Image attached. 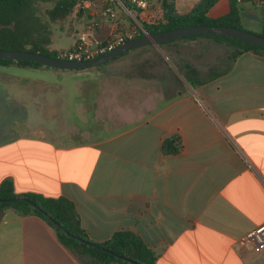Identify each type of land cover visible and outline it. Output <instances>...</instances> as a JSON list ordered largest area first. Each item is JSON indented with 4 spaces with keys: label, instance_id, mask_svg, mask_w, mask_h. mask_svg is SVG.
<instances>
[{
    "label": "crops",
    "instance_id": "0c3cea01",
    "mask_svg": "<svg viewBox=\"0 0 264 264\" xmlns=\"http://www.w3.org/2000/svg\"><path fill=\"white\" fill-rule=\"evenodd\" d=\"M169 1L187 14L202 0ZM242 4L264 18V0ZM229 10L230 0H219L209 15ZM72 38L65 47L47 45L67 48ZM179 41L167 46L176 64L161 48L137 58L145 65L125 60L112 69L106 98L75 101L71 119L69 99L48 95V83L22 84L25 98L0 85V184L10 179L18 193L70 198L91 239L133 230L158 264H264V252L242 243L264 223V56L233 59L228 45L205 36ZM174 134L182 150L166 155L162 143ZM84 261L47 220L0 211V264Z\"/></svg>",
    "mask_w": 264,
    "mask_h": 264
},
{
    "label": "trees",
    "instance_id": "16d2710c",
    "mask_svg": "<svg viewBox=\"0 0 264 264\" xmlns=\"http://www.w3.org/2000/svg\"><path fill=\"white\" fill-rule=\"evenodd\" d=\"M36 1L39 0H0V49L28 50L57 57L58 50L50 49L47 42L38 40L30 32L32 23L29 21L31 16L28 8ZM218 1L202 0L191 12L178 14L174 4L164 0L163 16L159 22L146 23L148 33L202 24L242 28L241 4L251 0H230V10L226 14L211 17L210 8ZM74 12L78 15L84 12L80 8L79 0H54V7L49 14L53 20H65ZM260 35L264 36V25ZM200 36L210 37L221 44L228 45L232 49L233 59L247 51L264 56V46L232 37L202 34L184 38ZM0 63L46 66L35 61L3 58H0ZM193 71L197 73L194 69ZM182 147L183 140L180 134L167 137L162 143V151L166 155L178 154ZM8 208H12L19 216L35 215L47 220L56 228L60 240L85 258L84 264H158L157 252L133 230L120 229L104 242L91 239L82 227L75 202L66 196L52 197L36 192L18 193L13 181L5 179L0 184V211Z\"/></svg>",
    "mask_w": 264,
    "mask_h": 264
},
{
    "label": "rangeland",
    "instance_id": "374dc122",
    "mask_svg": "<svg viewBox=\"0 0 264 264\" xmlns=\"http://www.w3.org/2000/svg\"><path fill=\"white\" fill-rule=\"evenodd\" d=\"M53 7L54 2L51 1L39 0L30 4L28 8V13L31 16L29 21L32 23L30 32L35 38L40 41L44 40L45 42H47V44L50 42H54L57 46L65 47L71 42V40L73 39V35H78L84 30L88 22V15L87 12L84 11V18L80 20L78 13L74 12L65 20H53L49 14V11ZM241 8L243 9V12H245L246 10H250L252 6L246 8L243 4H241ZM163 10L164 7L157 3L156 9L144 11L140 15L141 17L146 15L156 17L158 14L163 13ZM253 11V15L257 16L258 19L255 17L243 15L242 13L241 27L244 30L260 34L263 31V23L261 20L263 10L253 7ZM182 39L184 38L176 39L159 45L138 47L129 50L125 54L120 55L118 58L112 59L97 67L78 69L67 72L58 71V73H55V71H51V73L49 74H40L32 69L18 67H10L4 69L3 67H0V70L4 71V75L1 76L6 77L5 80H2L0 85L16 86L18 88V90H16L18 96L25 98L27 95L26 91L23 90L24 87L22 86V84H30L32 86L44 82L48 83L49 85L53 86L52 89H54V92L48 90V95H63V97L69 99L70 104L72 105L67 108V111L68 116H70L71 119L76 117L77 115L76 108H74L73 106L75 101L86 102V100H90L98 96L100 99L106 98V95H108L109 92L108 89L112 87V69L125 66V60L130 58L132 62L135 61L134 63H131L129 60V62L134 66H141L142 63L143 65H145L147 64L146 61L144 62L143 60L137 58L141 57L142 53H154L157 51V48H161V50L170 58V60L174 61V63L176 64L175 60L171 58L170 54L168 53L167 46L168 44H176L180 42L179 40ZM154 46L156 47V49ZM231 50L232 49L230 48V51ZM148 61L150 63V67L151 63L158 62V60L155 58L149 59ZM71 121L73 122V120ZM86 126L88 127L89 124H86ZM107 135H112V132H108Z\"/></svg>",
    "mask_w": 264,
    "mask_h": 264
},
{
    "label": "built area",
    "instance_id": "2783aa9c",
    "mask_svg": "<svg viewBox=\"0 0 264 264\" xmlns=\"http://www.w3.org/2000/svg\"><path fill=\"white\" fill-rule=\"evenodd\" d=\"M163 6L164 0H79L81 10L87 12L89 21L78 34L72 46L58 50V58L90 60L117 46L149 34L146 23H158L163 13L156 17L142 16L147 10ZM242 243H250L255 250L264 252V223L251 230Z\"/></svg>",
    "mask_w": 264,
    "mask_h": 264
},
{
    "label": "water",
    "instance_id": "95a60500",
    "mask_svg": "<svg viewBox=\"0 0 264 264\" xmlns=\"http://www.w3.org/2000/svg\"><path fill=\"white\" fill-rule=\"evenodd\" d=\"M243 15L250 17L257 16L253 14L242 12ZM222 35L226 37H232L240 39L252 44L264 46V36L256 34L254 32L244 30L243 28L229 26V25H190L171 30H163L155 33H149L138 38L129 40L113 50L98 56L90 60H67L58 57L42 54L40 52H33L28 50L18 49H0V58L12 59V60H24V61H35L42 63L49 67L61 68V69H86L91 67H97L104 64L123 53L148 45H159L162 43L170 42L176 39L184 38L193 35Z\"/></svg>",
    "mask_w": 264,
    "mask_h": 264
},
{
    "label": "flooded vegetation",
    "instance_id": "af4514ba",
    "mask_svg": "<svg viewBox=\"0 0 264 264\" xmlns=\"http://www.w3.org/2000/svg\"><path fill=\"white\" fill-rule=\"evenodd\" d=\"M262 23H263V25H264V18L262 19Z\"/></svg>",
    "mask_w": 264,
    "mask_h": 264
}]
</instances>
